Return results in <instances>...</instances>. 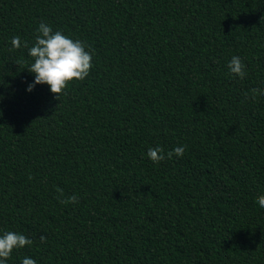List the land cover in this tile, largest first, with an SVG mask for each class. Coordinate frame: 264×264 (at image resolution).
<instances>
[{
	"label": "trees",
	"instance_id": "obj_1",
	"mask_svg": "<svg viewBox=\"0 0 264 264\" xmlns=\"http://www.w3.org/2000/svg\"><path fill=\"white\" fill-rule=\"evenodd\" d=\"M41 22L93 53L58 96L25 90ZM261 88L264 0H0L8 264H264Z\"/></svg>",
	"mask_w": 264,
	"mask_h": 264
},
{
	"label": "clouds",
	"instance_id": "obj_2",
	"mask_svg": "<svg viewBox=\"0 0 264 264\" xmlns=\"http://www.w3.org/2000/svg\"><path fill=\"white\" fill-rule=\"evenodd\" d=\"M37 35L33 45L28 49V55L33 58V62L28 69L34 74V80L28 84L26 91L31 92L38 84H46L52 93L59 94L67 86L68 82L85 79L92 68L93 53L88 49L86 43L80 39H74L64 35L61 31H54L52 27L41 22L36 30ZM13 48L21 47L20 37L11 40ZM25 47L27 45H24ZM231 73L243 76L245 74V64L238 55H233L228 63ZM260 95H264V88L259 89ZM185 151L184 146L174 148L165 153L162 147H149L146 152L147 158L158 163L165 159H171L173 155L181 157ZM73 203L77 197L70 198ZM256 203L264 208V195L256 198ZM41 242L46 240L45 236H40ZM33 241L24 234L14 231L0 232V264H8L11 254L15 249H20L26 245H31ZM21 264H36L30 257H24Z\"/></svg>",
	"mask_w": 264,
	"mask_h": 264
}]
</instances>
